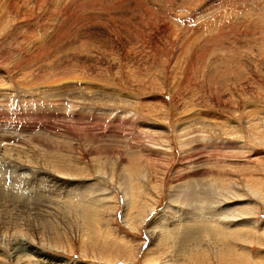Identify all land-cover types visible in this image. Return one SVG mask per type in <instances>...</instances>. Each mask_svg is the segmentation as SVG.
<instances>
[{"label":"rangeland","instance_id":"1","mask_svg":"<svg viewBox=\"0 0 264 264\" xmlns=\"http://www.w3.org/2000/svg\"><path fill=\"white\" fill-rule=\"evenodd\" d=\"M0 264H264V0H0Z\"/></svg>","mask_w":264,"mask_h":264},{"label":"bare ground","instance_id":"2","mask_svg":"<svg viewBox=\"0 0 264 264\" xmlns=\"http://www.w3.org/2000/svg\"><path fill=\"white\" fill-rule=\"evenodd\" d=\"M42 1V0H41ZM44 1V0H43ZM12 4H14V2L12 1V2H10V1H8L7 2V5H8V8H9V6L10 5H12ZM26 10V9H25ZM11 11H13L14 12V14H15V16H16V18H19V19H21V17H23L22 15H25V14H28V12H23V10H22V8L21 7H17V10L16 9H14V8H12L11 9ZM12 12V13H13ZM25 13V14H24ZM31 13V12H30ZM14 16V17H15ZM31 16V15H30ZM25 17V16H24ZM148 20V19H147ZM79 93H81V92H79ZM80 96V95H79ZM87 97V96H86ZM88 98V97H87ZM90 100H93L94 98L93 97H90L89 98ZM89 99H86L87 101L89 100ZM100 99V98H99ZM82 100V99H81ZM85 100V99H84ZM89 100V101H90ZM183 130V129H182ZM63 158V157H62ZM53 160V159H52ZM58 162V161H57ZM56 164V163H55ZM55 166V165H54ZM63 184H66L65 182L63 183ZM201 183L200 182H197L196 184H194V186L195 187H191V189H190V196L191 195H194L195 197H196V195L198 196V198H199V194L196 192V191H198V190H200L201 189V187H198L199 185H200ZM42 186V185H41ZM45 187H46V184H45ZM127 189H129V188H127ZM42 190V189H41ZM206 190V189H205ZM23 191V190H22ZM74 191V190H73ZM61 192V191H60ZM201 193V192H200ZM73 194L74 195H71V196H73V198H74V196H75V198H79L78 196H76L77 195V193L74 191L73 192ZM175 194L174 195H171V201H170V204L172 203V202H175L176 201V198H175ZM202 196V195H201ZM212 196V195H211ZM226 197H228V195L226 196ZM57 198V197H56ZM72 198V199H73ZM81 198V197H80ZM222 198V197H221ZM15 199V198H14ZM45 201V200H44ZM98 201V200H97ZM198 201V200H197ZM225 201V200H224ZM202 202V201H201ZM226 203H227V200L225 201ZM82 204V203H81ZM86 204V203H85ZM228 204V203H227ZM191 205V204H190ZM20 206V205H19ZM78 206V205H77ZM79 207V206H78ZM85 207V205L83 206V208ZM91 208V207H90ZM168 208H171L169 205H168ZM168 208L166 209L167 211H168ZM17 209V208H16ZM202 209H204V208H202ZM40 210V209H39ZM226 210V209H225ZM229 210H231V209H227L226 211H229ZM42 211V210H41ZM175 211V210H174ZM89 212V211H88ZM94 212V211H93ZM172 212V211H171ZM230 213H231V211H230ZM222 214H224V213H222ZM235 214V213H234ZM226 215V214H225ZM237 215V214H236ZM240 216V215H239ZM175 217H177V216H175ZM20 218V217H19ZM178 218V217H177ZM216 218V217H215ZM229 218V217H228ZM202 219V218H201ZM216 219H218V218H216ZM212 221H214L213 219H212ZM187 222H188V220H187ZM186 222V223H187ZM207 223V221H202V223ZM216 222L214 221V224H215ZM221 223V222H220ZM186 231V230H185ZM201 232H203V231H201ZM195 233V232H194ZM194 233H192V234H194ZM190 236V235H189ZM193 236H195V235H193ZM189 239H190V237H189ZM18 254V253H17ZM17 263V262H16Z\"/></svg>","mask_w":264,"mask_h":264}]
</instances>
